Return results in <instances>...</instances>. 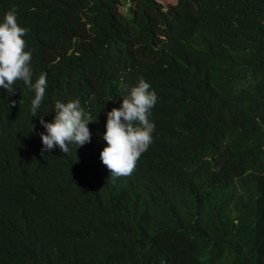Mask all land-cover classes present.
<instances>
[{
    "label": "trees",
    "instance_id": "1",
    "mask_svg": "<svg viewBox=\"0 0 264 264\" xmlns=\"http://www.w3.org/2000/svg\"><path fill=\"white\" fill-rule=\"evenodd\" d=\"M133 1L0 0L47 73L37 116L0 88V264H264V0ZM141 76L153 142L113 177L107 112ZM76 98L91 142L42 155L40 118Z\"/></svg>",
    "mask_w": 264,
    "mask_h": 264
},
{
    "label": "clouds",
    "instance_id": "2",
    "mask_svg": "<svg viewBox=\"0 0 264 264\" xmlns=\"http://www.w3.org/2000/svg\"><path fill=\"white\" fill-rule=\"evenodd\" d=\"M27 31L18 23L15 8L8 10L0 21V88L11 96L16 91V82L22 81L33 90V117L37 116L46 94L47 73L41 72L33 82L32 55L25 50L27 44L23 38ZM157 100V93L141 76L123 96L120 107H113L107 112L106 130L103 133L106 144L100 152V159L111 176L119 178L131 175L142 154L152 144L155 124L150 117ZM15 103L9 101V106H15ZM54 111L53 120L40 118V124L46 130L39 134L43 145L42 155L57 146L67 154L69 145L82 146L91 142L88 125L94 120L81 107L78 98L68 102L57 101Z\"/></svg>",
    "mask_w": 264,
    "mask_h": 264
},
{
    "label": "rangeland",
    "instance_id": "3",
    "mask_svg": "<svg viewBox=\"0 0 264 264\" xmlns=\"http://www.w3.org/2000/svg\"><path fill=\"white\" fill-rule=\"evenodd\" d=\"M158 1H160L162 5H167L168 3L174 2L175 0H158ZM128 5H134V1L133 0H119L118 8L120 11L126 12Z\"/></svg>",
    "mask_w": 264,
    "mask_h": 264
}]
</instances>
